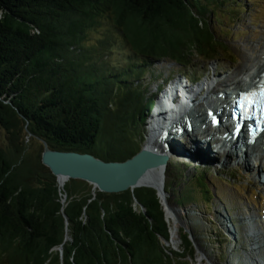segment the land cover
<instances>
[{
	"label": "trees",
	"instance_id": "obj_1",
	"mask_svg": "<svg viewBox=\"0 0 264 264\" xmlns=\"http://www.w3.org/2000/svg\"><path fill=\"white\" fill-rule=\"evenodd\" d=\"M247 11L242 0H0V264L193 260L189 233L177 253L164 245L170 233L155 190L93 198L85 182L60 189L41 163L42 143L107 163L132 159L153 111L151 126L161 114L165 95L156 97L176 77L194 85L207 65L239 62L231 32L217 25L227 14L233 28ZM195 60L204 73L190 71ZM175 169L185 179L176 205L210 207L206 170ZM217 233L223 257L230 242Z\"/></svg>",
	"mask_w": 264,
	"mask_h": 264
},
{
	"label": "rangeland",
	"instance_id": "obj_2",
	"mask_svg": "<svg viewBox=\"0 0 264 264\" xmlns=\"http://www.w3.org/2000/svg\"><path fill=\"white\" fill-rule=\"evenodd\" d=\"M246 2L248 11L241 15L239 21L235 23L234 27L229 24V16L227 14L220 16L221 24L217 25V33L227 34L231 32V39L229 40V46L236 59L239 62L235 65H217L211 64L207 65L210 72L206 73L205 81H224L228 74H237V71L242 66H250L246 58H251L255 56L254 54V44L259 41L264 36V0H242ZM222 63V62H220ZM195 67L190 70L192 73H204L205 70L198 69L199 61H194ZM223 65V66H222ZM163 72H168V68H164ZM160 72L156 73V76ZM187 77H190V73H185ZM222 75V77H219ZM175 82H180L188 86L193 90L200 91V84H187L185 79L181 77H176V79L171 82L173 85ZM169 88V86L167 87ZM168 90V89H167ZM166 90V92H167ZM221 89L217 88L211 98L215 97L217 92ZM161 97V96H160ZM214 101V100H213ZM169 106V105H168ZM203 110V109H202ZM154 114L152 113L151 118ZM151 121V119H150ZM147 124V131L149 135V142H145L146 146L151 143L156 149H165V151L171 154V160L166 168L164 183L169 185L173 180L172 188L168 189V194L165 193V205L174 209L178 214V218L181 221V226L178 232L177 242H170L164 244L170 250L178 252L182 246L181 239L184 234L189 233L190 239L193 241L195 254L192 261L185 264H245V254L246 250H251V245L247 242L248 236L242 231L244 223L247 226V232L251 233L258 241L263 242L264 251V172L261 173L262 181H258L254 178L257 172L249 164L247 169L251 171L249 175L242 168V165L238 166H227L222 165L224 159L221 155L217 158L215 155L210 154L212 162L208 164H201L199 161L193 158H189V154L184 155L185 158H177L175 151H180L179 149H184L186 147L192 146L189 140V136L185 135L183 139L181 137L174 140L173 146L170 144L171 140L174 138L170 136L166 140L169 147L163 146L162 143H157L152 140L151 135L154 134L157 128L158 122ZM184 127V125H183ZM198 135V133H197ZM198 138V136H196ZM201 138V137H200ZM199 142V139L195 140ZM170 147H173L170 148ZM183 153V152H181ZM187 157V158H186ZM178 164V165H177ZM189 167L185 169L184 167ZM175 167H181L182 172L188 176L193 173L194 170L197 172H202L206 170L207 172V184L211 192V205L210 207H205L202 204L199 205H184L182 208L177 206L175 199L178 197V191L181 190L183 180L182 175L177 180ZM254 175H253V174ZM177 192V193H176ZM167 217V214H166ZM168 221V220H167ZM256 222L257 224H254ZM176 223V222H175ZM177 224V223H176ZM169 225V224H168ZM221 231L220 236L224 237L228 242L233 244H228L226 246V255L221 256L215 249V242L213 237L218 236V230ZM171 232V229H170ZM264 253V252H263ZM243 261V262H242ZM264 264V262H263Z\"/></svg>",
	"mask_w": 264,
	"mask_h": 264
},
{
	"label": "bare ground",
	"instance_id": "obj_3",
	"mask_svg": "<svg viewBox=\"0 0 264 264\" xmlns=\"http://www.w3.org/2000/svg\"><path fill=\"white\" fill-rule=\"evenodd\" d=\"M254 54L255 56L248 59L246 58V60L252 65L240 67L237 74H228L224 81L218 80L216 82H209L207 80L203 84L199 83L200 91L193 90L180 82H175L171 85L167 92L164 93L165 98L160 101L162 106L161 114L154 120V122H158V126L155 129L154 134L151 135L152 140L157 143H162L166 148L169 147L166 140L172 136L174 139L170 141V144L173 146L174 140L178 138V129L167 131L166 127L173 124V120H176L178 126L182 125L184 120H190L192 131H188L186 126L179 128L182 129L181 131L184 135H190L189 140H191L190 142L192 143V146L190 145L184 149H179V152L175 151V154L178 153V160L185 158L184 155L189 154V158H191V155L196 161H199V163L208 164L209 162H212L209 153L215 155L217 158L221 155L224 159L222 163L223 166L242 165V168L248 174H251V171L247 169V166L249 167V164L251 165L249 162H252V167L257 172V175H255L254 178L261 182V173L258 171L264 172V139L259 140L255 144L251 142L247 143L248 137H245L243 131H239L238 133L241 136L235 140L233 134L237 129L234 128L229 131L227 128L212 127L206 122L207 108H204V104L209 103L216 106L217 102L220 103L221 107L226 104L229 97L233 94L247 91L255 86H264V36L261 39L259 38V41L255 42ZM219 77H222V75ZM205 79L206 77L203 80ZM217 88L226 90L217 92V94H215L217 99H212L211 95L214 94L213 92H215ZM221 96H224L225 99H221ZM196 136H198V138ZM197 139H199V142L195 141ZM170 148L173 149V147ZM146 149L157 154H165L166 152L165 149H156L151 143L146 145ZM170 160L171 156L169 161ZM165 173L166 169L157 170L155 171V178L149 181V183L154 184L161 191L163 202L166 200L164 190ZM165 208L169 228L171 229V241L175 243L178 240L181 221L174 209L170 208L168 205H165ZM254 224L257 223L254 222ZM243 225L244 227L242 228V231L248 236L246 239L251 245V250H246L244 252L245 264H263V242L258 241L256 237L247 232V226L245 223Z\"/></svg>",
	"mask_w": 264,
	"mask_h": 264
},
{
	"label": "water",
	"instance_id": "obj_4",
	"mask_svg": "<svg viewBox=\"0 0 264 264\" xmlns=\"http://www.w3.org/2000/svg\"><path fill=\"white\" fill-rule=\"evenodd\" d=\"M42 145L41 163L56 178L60 189H64L69 181L85 182L92 187L93 198L96 192L118 195L128 191L133 193L141 188L153 189L156 191L164 212V220L169 228L162 193L154 184L149 183L155 178V171L167 168L170 159L168 153L157 154L144 146L139 154L126 162L107 163L87 154L53 151L45 142ZM65 200L66 196H63L62 203H65ZM133 208L145 213L136 200H134ZM63 216L67 220L66 216ZM169 233L168 243L172 238L170 228Z\"/></svg>",
	"mask_w": 264,
	"mask_h": 264
}]
</instances>
